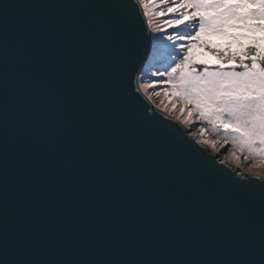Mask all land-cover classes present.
<instances>
[{"label": "snow or ice", "instance_id": "6c2138e0", "mask_svg": "<svg viewBox=\"0 0 264 264\" xmlns=\"http://www.w3.org/2000/svg\"><path fill=\"white\" fill-rule=\"evenodd\" d=\"M0 264H264V0H3Z\"/></svg>", "mask_w": 264, "mask_h": 264}, {"label": "water", "instance_id": "95a60500", "mask_svg": "<svg viewBox=\"0 0 264 264\" xmlns=\"http://www.w3.org/2000/svg\"><path fill=\"white\" fill-rule=\"evenodd\" d=\"M3 2V0H0V3H2Z\"/></svg>", "mask_w": 264, "mask_h": 264}]
</instances>
